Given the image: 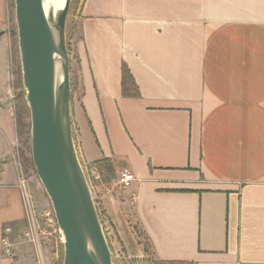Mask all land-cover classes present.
Segmentation results:
<instances>
[{
  "label": "crops",
  "instance_id": "obj_1",
  "mask_svg": "<svg viewBox=\"0 0 264 264\" xmlns=\"http://www.w3.org/2000/svg\"><path fill=\"white\" fill-rule=\"evenodd\" d=\"M12 15L0 0V37ZM79 28L81 154L136 177L104 193L126 255L145 257L137 226L159 261L264 264V0H84ZM2 175L0 238L26 220Z\"/></svg>",
  "mask_w": 264,
  "mask_h": 264
},
{
  "label": "water",
  "instance_id": "obj_2",
  "mask_svg": "<svg viewBox=\"0 0 264 264\" xmlns=\"http://www.w3.org/2000/svg\"><path fill=\"white\" fill-rule=\"evenodd\" d=\"M71 2L54 16L44 0H15L32 158L64 236L63 264H114L74 139L66 37Z\"/></svg>",
  "mask_w": 264,
  "mask_h": 264
},
{
  "label": "rangeland",
  "instance_id": "obj_3",
  "mask_svg": "<svg viewBox=\"0 0 264 264\" xmlns=\"http://www.w3.org/2000/svg\"><path fill=\"white\" fill-rule=\"evenodd\" d=\"M82 2L83 0H72L66 25L67 47L71 61V112L76 147L112 251L114 264H157L159 260L154 257L149 241L136 225V233L146 252L145 257L132 259L126 255L122 239L105 209L104 193H113L126 201L125 199H130L128 188H124L119 183L120 175L117 167L114 175L105 181L93 163L85 161L78 144V129L73 116L81 93L75 46L81 37L79 20ZM8 3L13 13L12 24L6 27L8 33L0 37V150L3 152V147L8 148V146L9 150L7 154L0 156V180L3 178V173L11 180L13 177L19 180L24 207H22L21 219L26 220L21 224H11L12 229L10 226V253L2 242L4 230L8 225L2 226L0 264H63L64 236L57 223L51 199L37 174L32 158L31 112L23 84L15 0H8ZM10 166H13L11 174ZM5 182L7 185L10 184L9 181ZM1 189L3 188L0 187V194ZM6 203L0 197V213ZM33 231L38 233L35 239Z\"/></svg>",
  "mask_w": 264,
  "mask_h": 264
},
{
  "label": "trees",
  "instance_id": "obj_4",
  "mask_svg": "<svg viewBox=\"0 0 264 264\" xmlns=\"http://www.w3.org/2000/svg\"><path fill=\"white\" fill-rule=\"evenodd\" d=\"M122 90L125 96H130V97L140 96L139 86L130 68L126 64L122 66ZM93 165L97 168L100 174L104 177L105 181H108V179L112 175H114L116 171L115 163L111 159H108V158L96 161L93 163ZM157 264H187V263L183 261H159Z\"/></svg>",
  "mask_w": 264,
  "mask_h": 264
},
{
  "label": "built area",
  "instance_id": "obj_5",
  "mask_svg": "<svg viewBox=\"0 0 264 264\" xmlns=\"http://www.w3.org/2000/svg\"><path fill=\"white\" fill-rule=\"evenodd\" d=\"M120 177H119V183L124 187V188H128L132 185L133 181L136 179L134 173L130 172L129 170H123L119 173ZM24 183V182H23ZM25 187V186H24ZM27 198V196H26ZM28 199V198H27ZM10 232L11 229L9 227H6L2 236V242L3 244L6 246V250L10 253V246H11V242H10ZM33 235L35 234L34 238L36 237V235L38 236L37 231H33L32 232ZM28 235H30V233H28Z\"/></svg>",
  "mask_w": 264,
  "mask_h": 264
},
{
  "label": "bare ground",
  "instance_id": "obj_6",
  "mask_svg": "<svg viewBox=\"0 0 264 264\" xmlns=\"http://www.w3.org/2000/svg\"><path fill=\"white\" fill-rule=\"evenodd\" d=\"M65 0H44V7L47 13H52L56 16V13L63 8ZM57 76L58 80L61 81L62 74L59 67V62L57 64Z\"/></svg>",
  "mask_w": 264,
  "mask_h": 264
}]
</instances>
